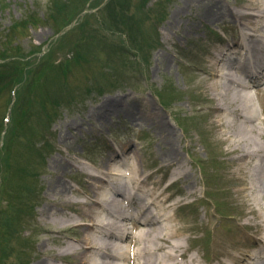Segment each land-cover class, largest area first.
I'll return each mask as SVG.
<instances>
[{"label": "rangeland", "instance_id": "obj_1", "mask_svg": "<svg viewBox=\"0 0 264 264\" xmlns=\"http://www.w3.org/2000/svg\"><path fill=\"white\" fill-rule=\"evenodd\" d=\"M209 2L237 11L246 0H0V264H54L59 241L76 245L71 231L58 232L81 220L55 203L89 202L79 171L107 180L114 171L100 166L111 153L118 174L136 168L166 186L174 169L161 160L160 131L188 175L174 189L195 191L177 216L198 229L196 263L239 261L242 245L258 240L243 224L254 223L249 207L264 216L263 199L237 191L240 178L251 185L248 173L236 171L210 115L208 87L225 70L215 67L211 80L206 61L233 45L240 27L201 21L196 7ZM246 90L264 147V85ZM105 104L118 106L102 117ZM54 161L71 166L57 171ZM58 182L65 196L55 195Z\"/></svg>", "mask_w": 264, "mask_h": 264}, {"label": "bare ground", "instance_id": "obj_2", "mask_svg": "<svg viewBox=\"0 0 264 264\" xmlns=\"http://www.w3.org/2000/svg\"><path fill=\"white\" fill-rule=\"evenodd\" d=\"M214 2L196 7L201 9V21L229 19L234 27H240V34L233 45L217 50L215 54L213 51L209 55L210 60L206 61L211 69V74L208 75L211 80L219 65L225 70L224 74H221L224 80H213L212 85L208 87L216 101V105L210 107L213 121L211 124L223 132L222 138L229 146L227 154L233 156L232 162L236 171L244 176L248 173L251 185L247 180L240 178L239 184L235 185L237 191L243 197L252 193L263 199L261 208L264 210V147L257 141L258 137L263 136V131L256 124L257 112L252 108L247 88L240 87L245 84L243 80L251 82V87L255 86L250 81L252 77L249 76L246 62L253 67L251 69L255 76L264 77V0H246L237 11L220 8L218 3ZM232 56L235 59L230 58ZM117 106L118 104H105L99 108L98 114L102 117L109 115ZM229 117L234 118V122L230 121L233 124L225 123L229 121ZM160 133L163 152L161 160L170 163L168 167L174 169L166 174L167 179H170L166 186H162V179L150 182L149 177L136 168H130L127 176L119 175V169L113 165L116 157L112 153L100 166V173L107 167L108 170L114 171L108 172L107 180L84 169L79 171L86 176L89 188L87 190L92 197L88 193L85 195L89 202L56 201L57 206L74 209L81 222L71 228L63 226L58 232L71 231L77 239L76 245L59 241L61 248L50 253L54 264L60 261L73 264H197L193 254L199 253L198 229L195 224H188L182 215L177 216V211L189 204L187 199L194 197L195 191L189 184H186L187 189L176 187L169 191L171 186H177L188 175L179 161L175 145L167 135H163V131ZM54 165L57 171L65 172L71 163L62 165L54 161ZM248 171L251 172L250 175ZM106 181L110 182L108 189L100 186L107 183ZM66 191L65 184L58 182L54 185L55 195L65 196ZM177 196L182 198L176 199ZM255 196L253 199L259 203ZM247 213L255 215L254 223H246L243 226H254L260 234L259 239L242 245L243 253L239 261L233 258L230 263L224 264H264V258H260L258 251L248 254L250 248L264 244V216L253 207H249ZM129 218L137 220L131 228L127 227ZM63 221L72 219L66 217ZM232 248H235V245L226 247L224 253L233 250ZM190 254L192 256H189ZM69 258L72 261H68ZM38 264L50 263L42 260Z\"/></svg>", "mask_w": 264, "mask_h": 264}]
</instances>
